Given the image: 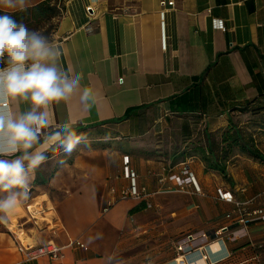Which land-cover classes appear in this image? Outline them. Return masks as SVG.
I'll list each match as a JSON object with an SVG mask.
<instances>
[{"label": "crops", "instance_id": "0c3cea01", "mask_svg": "<svg viewBox=\"0 0 264 264\" xmlns=\"http://www.w3.org/2000/svg\"><path fill=\"white\" fill-rule=\"evenodd\" d=\"M215 20L225 30L214 27ZM50 41L60 53L59 69L83 79L69 99L48 107L45 131L70 122L89 133L90 147L71 156L47 153L30 177L24 215L17 220L11 212L9 223L0 222V264H175L176 244L190 234L196 239L189 254L208 256L210 245L214 253L226 251L205 264H264V221L240 230L235 213L225 217L234 204L216 192L230 191L248 201V209L263 206L264 164L234 148L226 157V179L201 160L212 144L222 147L231 123L252 129L264 153L261 123L243 118L264 97V0H69ZM84 88L90 90L87 103ZM28 107L13 105L16 111ZM125 155L150 192L146 199L119 197L128 183ZM182 163L201 193L180 188L172 176ZM40 197L46 200L38 214L50 213L54 228L24 229L35 244L53 240L61 248L54 260L26 258L11 230L24 232L16 221L21 226L34 218L26 205ZM73 240L85 248L70 245Z\"/></svg>", "mask_w": 264, "mask_h": 264}, {"label": "clouds", "instance_id": "9594fccd", "mask_svg": "<svg viewBox=\"0 0 264 264\" xmlns=\"http://www.w3.org/2000/svg\"><path fill=\"white\" fill-rule=\"evenodd\" d=\"M25 5L26 0H0V9L12 12L26 10ZM12 12L0 14V222L29 199L30 177L47 162L48 152L71 156L80 146L90 147L89 133L70 122L45 131L48 107L69 99L83 74L70 78L62 72L55 44ZM89 98L84 88L81 100ZM23 103L29 105L26 110H14V104Z\"/></svg>", "mask_w": 264, "mask_h": 264}, {"label": "built area", "instance_id": "2783aa9c", "mask_svg": "<svg viewBox=\"0 0 264 264\" xmlns=\"http://www.w3.org/2000/svg\"><path fill=\"white\" fill-rule=\"evenodd\" d=\"M172 1H168V4H171ZM88 8V6H87ZM214 27H217L221 30H225V25L222 20H215ZM123 176L128 180L127 185L122 186L119 191L120 198H141L146 199L150 192H148L145 186H141L138 183V175L137 173L132 170L129 166V157L127 155L123 156ZM176 177L177 182L179 183V187L183 188V186L191 185L193 187L194 193H201L200 186L193 174L192 171L189 170L187 164L182 163V167L180 169L179 175H172ZM111 191H114L112 188ZM220 199L225 200L227 202H231L234 204L233 210L227 212L225 217L231 218L232 214H236V219L234 221L235 224L241 225L240 230H245L246 226L249 223L256 222V221H264V205L257 206L252 209H248V201H241L227 190H223L222 188H217L216 190ZM260 196L264 199V191L260 193ZM28 205H26V209L28 211L29 217L35 215V212L28 210ZM227 228V226H222L217 230L216 233H220L221 230ZM204 239H208V233H202ZM17 238V236H16ZM194 234H190V236L184 237L176 244V251L178 255L173 259L175 264H185L184 256L195 248L194 241H195ZM18 240V248L19 250L23 251L26 258L33 259L42 255H48L52 260L57 259L61 256V248L57 247L53 240H47L42 244H27L24 243L22 240L17 238ZM70 245L78 246L85 248V245L79 240H73ZM179 253H181L179 255ZM204 258L206 259V255L204 254Z\"/></svg>", "mask_w": 264, "mask_h": 264}, {"label": "trees", "instance_id": "16d2710c", "mask_svg": "<svg viewBox=\"0 0 264 264\" xmlns=\"http://www.w3.org/2000/svg\"><path fill=\"white\" fill-rule=\"evenodd\" d=\"M25 8L26 10L24 11H15V12L8 11V12H12L10 14L14 15L15 19L24 22L28 27L32 22L38 24L39 22H42V20H49L59 13V6L53 4L52 0H41L35 4L26 6ZM0 14H4V10L0 9ZM256 103L252 105V108H255L253 110H256V107H253ZM252 113L256 115L258 112L254 111ZM125 118L126 116H122L116 120L120 121ZM259 123H261V126L258 127H260L263 131L264 122H259ZM249 132L250 133L245 132V129L238 128L236 127V125H233L231 123L229 129L224 131L222 134V143H224L222 147H218L216 149L215 145L213 144L212 147L211 145L208 146L212 148L209 150L208 157H203L201 159L205 164V168L207 170L217 171L220 174H222L223 177H226L227 176L226 163H225V161L227 160L226 157L228 153L232 151L234 148L240 149L241 151L252 156L253 158L264 160V156L262 152L255 146L252 136L253 131L252 132L249 131ZM215 151H220L219 157H217Z\"/></svg>", "mask_w": 264, "mask_h": 264}, {"label": "rangeland", "instance_id": "374dc122", "mask_svg": "<svg viewBox=\"0 0 264 264\" xmlns=\"http://www.w3.org/2000/svg\"><path fill=\"white\" fill-rule=\"evenodd\" d=\"M41 0H26V6H29L32 5V4H35L37 2H39ZM69 0H52L53 4H56L57 6H59V13L52 17L51 19L49 20H42V22H39L38 24L32 22L29 26V28L31 29H35V30H38L40 31L41 33H43L44 35H46L49 40L52 39L53 35L55 34V31L57 30V25L60 21V19L65 15L66 13V4ZM1 10H4V11H13L12 9H1ZM253 107H256V110H253L255 108H252L250 113L249 114H245L244 115V119H246V121H254V122H264V97L262 99H260ZM254 111H257L258 113L256 115H254L252 112ZM242 118V119H243ZM249 124V123H248ZM248 126V125H247ZM249 129H250V125L248 126ZM252 131V129H250ZM245 132H248L250 133L248 130H245ZM260 133H262L261 135H263L264 137V129L263 131H259ZM263 145H262V150L264 152V139H263ZM261 143V142H260ZM263 156H264V153H262ZM262 163L264 164V160H261ZM226 179L229 177H225ZM44 200H46V197H40V198H37L35 200V204L31 203L34 205V208L31 210L32 212H35V217L32 218L30 221L27 222V224L25 225H21L19 226L20 224H18V222L16 221L17 225L19 228L23 229V231L25 232V236L27 237L26 240H24L23 242L24 243H27V244H35L34 241L28 237L26 230L24 229L25 226H35L38 228V226L40 225L41 226V230H47L48 232H50L52 230V228H54V221L51 219V214L50 213H43L41 214L44 218H41V215L38 214L42 207V203L44 202ZM22 207V208H21ZM24 209H25V206L24 205H21V206H18L17 208H15L12 212H14V218H16L17 220L19 218H21L20 216L21 215H24ZM27 210V209H26ZM34 210V211H33ZM25 218V217H24ZM47 219H50V221H47ZM34 220H37L38 223H35ZM9 218L7 217L6 218V221L5 223H9ZM10 224L7 225V227H9ZM14 229H16L15 227H13ZM17 230V229H16ZM36 230H32L31 232L36 234L35 232ZM45 233H42L41 235L44 236Z\"/></svg>", "mask_w": 264, "mask_h": 264}, {"label": "bare ground", "instance_id": "6f19581e", "mask_svg": "<svg viewBox=\"0 0 264 264\" xmlns=\"http://www.w3.org/2000/svg\"><path fill=\"white\" fill-rule=\"evenodd\" d=\"M28 208L31 211L34 208V205L33 206H29ZM11 230L17 236V238H19L20 240L24 241V240L27 239L24 232L18 231L16 229H14L13 227H11ZM219 242H221V241H219ZM206 249H207V252H208V256L210 257V260H214L215 258L226 254V251L224 249L223 250L220 249L221 250V251H219L220 255L216 251L214 253L211 245L207 246ZM218 250H219V248H218ZM189 253L190 252H188V254ZM208 256L206 255V258ZM188 260H189L190 264H205L206 263L205 262V258H204V254H202L200 252V250H196L194 253L189 254L188 255Z\"/></svg>", "mask_w": 264, "mask_h": 264}]
</instances>
